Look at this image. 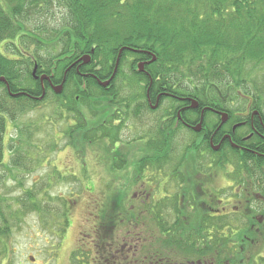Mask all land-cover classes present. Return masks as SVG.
Listing matches in <instances>:
<instances>
[{
  "label": "flooded vegetation",
  "instance_id": "af4514ba",
  "mask_svg": "<svg viewBox=\"0 0 264 264\" xmlns=\"http://www.w3.org/2000/svg\"><path fill=\"white\" fill-rule=\"evenodd\" d=\"M128 47L118 50L115 68L110 61L104 69L103 53L96 61L91 51L53 60L50 72L37 63L32 72L43 96L50 95L55 106L61 104L64 116L69 114L70 95L80 101L84 92L87 96L95 93L88 90L86 79L95 80L100 88L101 95L90 96L88 107L83 106L95 113L97 135L104 137L99 143L106 157L99 164L110 169L117 180L127 170L131 193L127 212H114L115 240L106 244V229L101 228L99 242L89 244L96 248L98 263L118 264L125 257L131 264H201L203 260L197 257H187L183 263L184 257L168 256L164 232H210L216 229L217 218L227 231L234 227L242 233L264 234V96L255 98L244 91L218 97L207 91L206 97L203 91L190 96L169 92L164 82L153 80L156 54L135 47L126 53ZM88 55L91 58L85 63L82 59ZM92 63L97 67L91 71ZM73 71L82 78L81 86H69ZM123 74L129 80L122 79ZM7 91L13 97L19 94L32 100L40 96L23 89L14 94L10 85ZM60 99L63 104L57 103ZM93 103L99 104L98 113ZM236 103V108L227 105ZM71 121L77 124L74 117ZM86 122L93 120L88 117ZM107 132L111 136L105 137ZM223 181L225 185L218 186ZM102 197L103 203L106 197ZM121 224L128 228L123 238ZM91 232L92 237L93 228ZM155 233H163L162 243ZM246 240L255 244L249 237ZM259 241L257 248L261 247ZM160 247L165 252L162 259L155 256Z\"/></svg>",
  "mask_w": 264,
  "mask_h": 264
},
{
  "label": "trees",
  "instance_id": "16d2710c",
  "mask_svg": "<svg viewBox=\"0 0 264 264\" xmlns=\"http://www.w3.org/2000/svg\"><path fill=\"white\" fill-rule=\"evenodd\" d=\"M58 14L60 18H57ZM34 18L38 19V25L32 29L36 22ZM44 18L47 23H52L50 28ZM123 46H130L126 53H132V47H135L148 48L156 54L158 62L151 68L153 80L164 82L163 87L169 92L178 91L189 96L204 92L206 97L207 91L209 96L218 97L244 91L255 98L264 96V85L262 87L259 81L250 94L249 83L243 76L249 67L255 72L264 68V0H0V78L6 81L0 82V167L4 166L8 149L12 154V168H28V134L17 129L18 136L11 142H17L19 137L23 142L8 145L5 137L8 127L23 112L43 102H52L50 95L44 97L39 84L34 83L32 72L37 63L39 68L43 66L45 72H50L55 59L94 51L96 61L100 59V53L106 58L104 69L109 68L110 61L115 68V57ZM91 65V71L97 67L95 63ZM85 81L88 90L95 92L90 96L101 95L95 80L88 78ZM82 82L75 71L71 72L70 87L81 86ZM9 85L14 94L23 89L32 96L37 93L41 97L38 100L19 94L13 97L7 91ZM222 87L226 91L222 92ZM83 95L80 101L70 95L73 100L68 113L77 121L73 128L81 131L88 143L93 144L104 137L97 135L95 113L90 111L89 120H93L90 124L86 122L89 116L82 109L76 112L78 104L82 108L88 107L90 96L85 92ZM107 135L111 136L108 132L105 137ZM126 203L117 200L111 204L97 203L96 225L91 238L99 242L101 228H105V243L111 244L118 231L114 212L116 209L127 212L129 201ZM69 205L65 200L63 206L68 209ZM6 209L0 203V264L8 260L14 220V215ZM68 215L69 211L62 217L65 227L69 225ZM221 221L217 218L216 229L210 232H164V240L168 238V256L184 257L183 263L187 257H197L203 260L201 264H264V256L260 253L264 243L259 241L264 234L242 233L236 228L227 231ZM120 231L123 238L126 235L124 224ZM162 236L163 233H155L159 244ZM258 241L263 246L261 249L256 247ZM172 244L177 247L173 248L176 253L172 251ZM91 252L97 255L96 248H91L89 254ZM164 253L160 247L155 256L162 259ZM85 256L87 254L79 249L72 258L78 264H87L90 258ZM98 258L97 255V260L92 263L103 264L102 261L98 263ZM131 262L122 257L118 264Z\"/></svg>",
  "mask_w": 264,
  "mask_h": 264
},
{
  "label": "rangeland",
  "instance_id": "374dc122",
  "mask_svg": "<svg viewBox=\"0 0 264 264\" xmlns=\"http://www.w3.org/2000/svg\"><path fill=\"white\" fill-rule=\"evenodd\" d=\"M56 12L59 13L58 9ZM60 17L58 14L57 18ZM43 21L51 27L52 23H47V18ZM37 25L38 21L31 28L35 29ZM255 71L249 67L243 73L249 83L250 94L258 85L257 81L262 87L264 85V68ZM124 79L129 80L126 76ZM221 91L226 90L222 87ZM123 94L128 96L127 91ZM57 103L64 102L60 99ZM227 105L236 108L237 103ZM60 107L61 104L55 106L51 101L43 102L20 114L8 127L5 136L8 145L23 142L20 137L17 142H11L14 136H18L17 129L28 134L26 140L30 152L27 157L30 159L25 170L12 168V154L6 149L4 166L0 167V203L14 215L8 260L3 264H78L72 257L79 249L87 254L86 259L90 258L87 264H97L92 263L97 260L95 252L89 254L92 248L89 244L94 240L90 234L96 225V204L101 205L102 195L108 204L114 197L121 204L129 201L128 171L125 170L117 180L110 169L99 164L106 157L100 148L103 144L88 143L84 134L71 126V113L64 116ZM92 107L99 112V104L93 103ZM75 108L76 112L82 109L91 118L88 110L79 104ZM224 185V181L218 184L220 187ZM65 200L70 203L68 209L63 206ZM67 211L69 225L65 227L62 217ZM63 230L64 234L61 233ZM260 242L264 243L262 235ZM260 253L264 256V247Z\"/></svg>",
  "mask_w": 264,
  "mask_h": 264
},
{
  "label": "water",
  "instance_id": "95a60500",
  "mask_svg": "<svg viewBox=\"0 0 264 264\" xmlns=\"http://www.w3.org/2000/svg\"><path fill=\"white\" fill-rule=\"evenodd\" d=\"M90 58H91V56L88 55L87 57H84L82 60L85 61V63H87V62H89V60H87V59H90ZM139 67H140L141 69L143 68L142 65H140ZM0 82H6V81H5L4 78H0ZM60 88H62V86H60ZM60 92H61L60 90H57V93H58V94H60ZM40 99H42V98H40ZM192 102H193L192 107H193V108H196V107H197V101H194V100H193ZM32 260H33V259H32Z\"/></svg>",
  "mask_w": 264,
  "mask_h": 264
}]
</instances>
